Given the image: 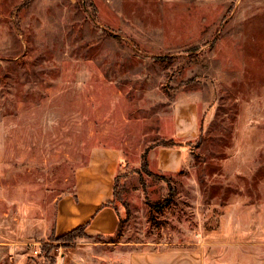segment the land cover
Instances as JSON below:
<instances>
[{
    "label": "rangeland",
    "instance_id": "374dc122",
    "mask_svg": "<svg viewBox=\"0 0 264 264\" xmlns=\"http://www.w3.org/2000/svg\"><path fill=\"white\" fill-rule=\"evenodd\" d=\"M114 177L118 231L56 235L59 207L64 228ZM11 251L264 264V0H0V262Z\"/></svg>",
    "mask_w": 264,
    "mask_h": 264
},
{
    "label": "crops",
    "instance_id": "0c3cea01",
    "mask_svg": "<svg viewBox=\"0 0 264 264\" xmlns=\"http://www.w3.org/2000/svg\"><path fill=\"white\" fill-rule=\"evenodd\" d=\"M68 201L66 200L65 203H67L71 207V209L73 207L74 212H76V207L78 204H75L74 207L71 201L69 202ZM107 201L97 202L96 205L93 206L92 209L84 217L78 220L74 219L72 222L69 223V225L65 224L64 228H61V223H63V219H66V214L64 212L65 208H63V205L60 206L56 218V230H55L56 235H62L67 231L82 225L86 226L85 231L88 234L102 235V236H110L114 234L116 232V228L118 225V217L116 213L112 210V208L109 207H105L98 210L100 205H102ZM59 215H63V217H59ZM9 253L13 254L12 257H8L9 264H24L22 258L19 259L18 257L19 255L17 254V252L13 253L11 251ZM14 259L15 261L13 263ZM0 263L6 264V260L4 259Z\"/></svg>",
    "mask_w": 264,
    "mask_h": 264
},
{
    "label": "trees",
    "instance_id": "16d2710c",
    "mask_svg": "<svg viewBox=\"0 0 264 264\" xmlns=\"http://www.w3.org/2000/svg\"><path fill=\"white\" fill-rule=\"evenodd\" d=\"M161 147L163 148H181L182 145L180 143H174L172 140L170 141H164L163 143H161ZM149 149V148H148ZM147 149V150H148ZM147 150L143 153V156H142V161H143V165H142V169L143 171H145L148 175H151L152 174L147 170V163H146V153H147ZM116 178L117 177H114V181H113V185H112V188H111V199L108 200L107 202L103 203L102 205H100V207L98 208V210L102 209V208H105V207H109V208H113L112 206V200H113V197L115 196L114 195V191H115V181H116ZM166 200V201H165ZM161 204H160V207L163 208L165 205L168 204L169 202V197H167ZM153 205L154 207V204H151ZM160 208V209H161ZM114 212H115V209H114ZM116 213V212H115ZM117 215V214H116ZM118 217V216H117ZM119 224H120V221L118 219V225H117V228H116V232L118 231V228H119ZM85 228L86 226L85 225H82V226H79V227H76L74 229H72L69 233H67L66 235H64L62 237L63 240H66V241H69L70 239H74L75 237H77L78 235L82 234L84 235V231H85ZM115 232V233H116Z\"/></svg>",
    "mask_w": 264,
    "mask_h": 264
},
{
    "label": "built area",
    "instance_id": "2783aa9c",
    "mask_svg": "<svg viewBox=\"0 0 264 264\" xmlns=\"http://www.w3.org/2000/svg\"><path fill=\"white\" fill-rule=\"evenodd\" d=\"M33 254H34V256H37V255L40 254V252H38L37 250H34V251H33Z\"/></svg>",
    "mask_w": 264,
    "mask_h": 264
}]
</instances>
